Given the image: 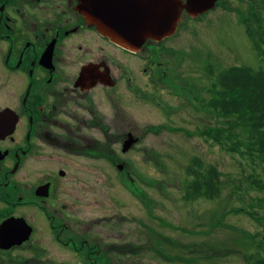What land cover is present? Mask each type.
Here are the masks:
<instances>
[{
	"label": "flooded vegetation",
	"instance_id": "1",
	"mask_svg": "<svg viewBox=\"0 0 264 264\" xmlns=\"http://www.w3.org/2000/svg\"><path fill=\"white\" fill-rule=\"evenodd\" d=\"M81 8V0H0V264H73L68 253L85 254L83 264H133L151 241L148 220L128 213V221L117 206L105 235L98 234L102 221L85 223L80 175L101 167L80 166L70 157L114 164L120 184L128 179L148 214L135 167H120L111 149L114 126L123 118L102 113L100 94L115 111L117 89L163 105L147 89L165 87L177 97L189 93L195 103L193 81L178 75L170 60L176 54L168 42L182 20L174 36L126 48L101 34ZM185 14L202 17L184 11L182 19ZM101 131L105 144L91 134ZM128 223L135 224L137 241Z\"/></svg>",
	"mask_w": 264,
	"mask_h": 264
},
{
	"label": "rangeland",
	"instance_id": "2",
	"mask_svg": "<svg viewBox=\"0 0 264 264\" xmlns=\"http://www.w3.org/2000/svg\"><path fill=\"white\" fill-rule=\"evenodd\" d=\"M246 7L247 4L242 5L238 0H222L216 9L199 20H189L185 14L178 35L168 42L175 50L176 57L170 60L177 74L193 81L195 103H190L189 93L180 92L177 97L165 87L159 91L147 89L154 92V97H159L163 105H156L151 99L136 100L133 95L117 89L118 110L115 111L100 94L102 113L123 118L114 126L117 141L111 149L117 164L135 167L132 176L137 178L138 187L147 192L148 214L131 193L128 179L124 180L127 189L120 184V173L114 164L70 157L80 166L101 167L99 173L80 175L84 182L85 223L102 221V231L98 234L105 235L109 228L107 221L117 212V206L128 221L133 220L129 214L148 220L151 241L143 253L134 254L133 264H252L247 260L248 255L256 254L252 238L263 232V225L238 212L243 208L248 211L254 204L253 198L261 196L245 181L252 170L248 162L227 153L214 138L206 140L203 135L218 122L207 108L217 74L231 67L258 65L253 42L247 36L246 27L238 22V11L245 13ZM164 104L174 110H164ZM129 132L139 137V142L123 153V137ZM91 134L105 144L102 131ZM193 158L216 166L220 172L219 198L186 200L185 192L191 179L186 167ZM239 183L242 188L237 190ZM128 225L130 230L125 226L126 231L133 230L130 235L137 241L135 224ZM157 231L162 233L159 235ZM260 255L264 258V252ZM67 259L73 264L88 261L85 254L68 253Z\"/></svg>",
	"mask_w": 264,
	"mask_h": 264
},
{
	"label": "trees",
	"instance_id": "3",
	"mask_svg": "<svg viewBox=\"0 0 264 264\" xmlns=\"http://www.w3.org/2000/svg\"><path fill=\"white\" fill-rule=\"evenodd\" d=\"M243 1L239 0L241 4ZM247 2V11L242 14L238 11V22L246 27L247 36L253 42L258 65L231 67L217 74L207 108L218 122L203 135L206 140L214 138L227 153L249 163L252 173L245 181L261 196L253 198L254 204L248 211L243 208L238 212L263 225V232L252 238L256 254L248 255L247 260L252 264H264L260 255L264 252V0ZM186 173L191 178L185 192L186 200H215L221 196V174L216 166L193 158ZM241 188L239 183L237 190Z\"/></svg>",
	"mask_w": 264,
	"mask_h": 264
},
{
	"label": "water",
	"instance_id": "4",
	"mask_svg": "<svg viewBox=\"0 0 264 264\" xmlns=\"http://www.w3.org/2000/svg\"><path fill=\"white\" fill-rule=\"evenodd\" d=\"M218 0H81L82 12L98 31L126 48H139L147 40L162 41L176 34L184 11L199 18L216 8ZM129 133L122 151L137 143ZM123 167L122 164L119 165Z\"/></svg>",
	"mask_w": 264,
	"mask_h": 264
}]
</instances>
